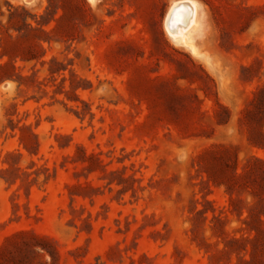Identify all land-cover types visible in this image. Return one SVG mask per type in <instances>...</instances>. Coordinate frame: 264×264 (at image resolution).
<instances>
[{"label": "rangeland", "instance_id": "374dc122", "mask_svg": "<svg viewBox=\"0 0 264 264\" xmlns=\"http://www.w3.org/2000/svg\"><path fill=\"white\" fill-rule=\"evenodd\" d=\"M178 1L0 0V264H264V0Z\"/></svg>", "mask_w": 264, "mask_h": 264}, {"label": "bare ground", "instance_id": "6f19581e", "mask_svg": "<svg viewBox=\"0 0 264 264\" xmlns=\"http://www.w3.org/2000/svg\"><path fill=\"white\" fill-rule=\"evenodd\" d=\"M195 17L196 5L192 0H181L173 3L166 17L167 22L171 19L175 21L168 26L169 32L175 38L181 37L182 40H186L185 33L196 23Z\"/></svg>", "mask_w": 264, "mask_h": 264}, {"label": "trees", "instance_id": "16d2710c", "mask_svg": "<svg viewBox=\"0 0 264 264\" xmlns=\"http://www.w3.org/2000/svg\"><path fill=\"white\" fill-rule=\"evenodd\" d=\"M6 63L0 64V69H4V67H6Z\"/></svg>", "mask_w": 264, "mask_h": 264}]
</instances>
